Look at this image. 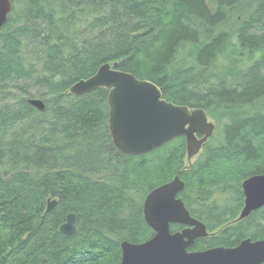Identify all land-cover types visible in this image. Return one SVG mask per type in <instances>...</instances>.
<instances>
[{"label": "trees", "instance_id": "16d2710c", "mask_svg": "<svg viewBox=\"0 0 264 264\" xmlns=\"http://www.w3.org/2000/svg\"><path fill=\"white\" fill-rule=\"evenodd\" d=\"M105 64L223 126L222 142L181 174L187 208L221 230L188 251L264 240V207L230 224L243 181L264 174V0H13L0 31V264H121L122 242L154 236L144 202L183 169L186 139L123 155L109 89L70 92ZM220 191L231 193L221 205ZM69 214L73 236L60 232Z\"/></svg>", "mask_w": 264, "mask_h": 264}, {"label": "water", "instance_id": "95a60500", "mask_svg": "<svg viewBox=\"0 0 264 264\" xmlns=\"http://www.w3.org/2000/svg\"><path fill=\"white\" fill-rule=\"evenodd\" d=\"M12 11L13 0H0V31ZM99 88L109 89V131L115 147L123 155H145L184 136L187 155L191 159L200 153L214 134L216 126L204 109L168 102L155 83L140 80L110 64L101 66L94 76L74 84L70 92L80 97ZM28 102L39 111L45 110L41 99ZM242 187L245 207L237 221L264 207V175L247 179ZM184 189L185 183L176 176L173 181L148 194L143 214L154 236L143 244L122 242L121 264H264V240L246 239L237 247L189 252L193 242L207 237L208 231L203 223L190 215L184 202L177 197ZM56 205V200L49 199L47 209L51 210ZM176 224L191 228L172 232L171 226ZM76 231V216L69 214L60 232L73 236Z\"/></svg>", "mask_w": 264, "mask_h": 264}, {"label": "flooded vegetation", "instance_id": "af4514ba", "mask_svg": "<svg viewBox=\"0 0 264 264\" xmlns=\"http://www.w3.org/2000/svg\"><path fill=\"white\" fill-rule=\"evenodd\" d=\"M164 98V97H163ZM210 118V117H209ZM200 138H202V136H199ZM204 148H205V146H204ZM187 149V148H186ZM204 152H205V150L202 152V154H201V156L204 154ZM200 154V153H199ZM198 154V155H199ZM197 155V156H198ZM188 156V155H187ZM192 159V158H191ZM191 159H189L188 157H187V160L189 161V166H188V171L190 170H192V168L194 167V165H196V163L199 161L198 159L195 161V162H192L191 161ZM259 175H264V174H259ZM253 176H257V174L256 175H252V176H250V177H248V178H246L244 181H246L247 179H249V178H251V177H253ZM183 181V180H182ZM244 181H243V183H244ZM184 182V181H183ZM185 183V182H184ZM243 183H242V186H243ZM186 184V183H185ZM242 193H243V206H242V208H241V212H242V210H243V208L245 207V194H244V190H243V187H242ZM230 192H222V191H220V192H216V193H214V196H213V198H212V202L213 203H215V202H217L218 204H223L227 199H229V196H230ZM178 198H180L181 200H182V198L180 197V193H179V195L177 196ZM218 198H220L221 200H222V202H219V201H217V199ZM183 201V200H182ZM184 202V201H183ZM185 204V203H184ZM185 207H186V209L189 211V213H190V215L194 218V219H196V220H198L199 222H201V223H203L206 227H207V225H206V223H205V221L202 219V217L200 218L199 217V214L198 213H195V214H192V212L187 208V206H186V204H185ZM263 208V207H262ZM262 208H260V209H262ZM259 209V210H260ZM256 211H258V210H256ZM256 211H254V212H256ZM254 212H252V213H254ZM251 216V215H250ZM249 216V217H250ZM247 219V218H246ZM245 220V219H244ZM236 219L235 220H232V221H230V224H236ZM177 225V224H176ZM173 226V225H172ZM172 226H171V228H172ZM179 227H178V230L177 231H183L184 229H187V228H191L190 226H185V225H178ZM228 226V225H227ZM172 230V229H171ZM177 231H172V232H177ZM207 231H208V229H207ZM221 231V230H220ZM219 231V232H220ZM217 234V232L215 233V232H208V236L207 237H205V238H208V237H210V236H213V235H216ZM199 239V238H198ZM198 239H196V240H198ZM195 240V241H196ZM246 240V239H245ZM194 241V242H195ZM244 241V240H243ZM194 242H193V244H194ZM192 244V245H193ZM240 244V243H239ZM191 245V246H192ZM225 247V246H224Z\"/></svg>", "mask_w": 264, "mask_h": 264}, {"label": "rangeland", "instance_id": "374dc122", "mask_svg": "<svg viewBox=\"0 0 264 264\" xmlns=\"http://www.w3.org/2000/svg\"><path fill=\"white\" fill-rule=\"evenodd\" d=\"M260 56H258V55H253V60H257L258 58H259ZM246 60V61H245ZM249 60L250 59H248V58H244V61L243 62H245L243 65H241L242 66V68H244V69H246V68H248L249 67V65H250V62H249ZM247 62V63H246ZM212 116V115H211ZM210 121L211 122H213L214 124H215V126H216V128H215V131H214V134H213V136L209 139V141L207 142V143H205L204 144V146H206V144H208L209 142H211V141H213V143L215 144V145H219L221 142H222V135H220V132H221V134H222V130H221V128H223V126L222 125H218V123L215 121V119H214V117L212 116V117H210ZM228 122L229 120H226V119H224V122ZM216 122V123H215ZM219 128V129H218ZM212 139V140H211ZM204 146H203V148H202V150L200 151V154L197 156H194L192 159H191V161L192 162H195L198 158V160H200L201 159V154H202V152L205 150V148H204ZM186 151H187V149H186ZM187 153H186V157L183 159V164H184V166H183V169L180 171V172H178L177 173V175L176 176H179L180 177V179H181V174L183 173V172H186V171H188V166H189V161L187 160ZM175 176V177H176ZM175 179V178H174ZM182 180V179H181ZM217 201H219V202H222V200L220 199V198H218L217 199ZM215 203H217V202H215ZM240 214H241V211H240V213H239V216H240ZM239 218V217H238ZM236 222H238V221H236ZM219 231L220 230H217L216 232L217 233H219ZM215 232V233H216Z\"/></svg>", "mask_w": 264, "mask_h": 264}]
</instances>
